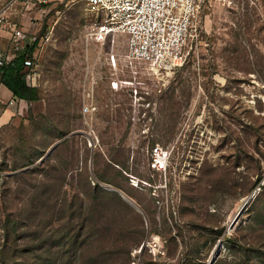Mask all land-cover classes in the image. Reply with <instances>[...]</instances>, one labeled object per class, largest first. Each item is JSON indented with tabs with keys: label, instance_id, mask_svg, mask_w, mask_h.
Returning a JSON list of instances; mask_svg holds the SVG:
<instances>
[{
	"label": "rangeland",
	"instance_id": "rangeland-1",
	"mask_svg": "<svg viewBox=\"0 0 264 264\" xmlns=\"http://www.w3.org/2000/svg\"><path fill=\"white\" fill-rule=\"evenodd\" d=\"M5 6L0 0V10ZM11 11L12 23L32 26L41 37L39 100L11 105L0 85V264L24 263L10 260V212L17 243L37 233L38 250L27 255L41 258L38 264H208L218 251V264H235L243 254L264 264V0L206 8L199 56L164 79L128 64L123 36L116 37L113 68L111 43L88 39L93 17L81 0ZM86 106L97 110L84 114ZM7 110L13 116L5 121ZM90 133L99 139L94 148ZM157 144L171 151L166 174L149 169ZM48 159L52 182L38 172L37 187L20 191L26 179L11 176L27 168H17ZM95 172L122 185L149 226ZM32 197L37 230L29 226ZM152 236L163 240L164 255L140 251Z\"/></svg>",
	"mask_w": 264,
	"mask_h": 264
},
{
	"label": "built area",
	"instance_id": "built-area-1",
	"mask_svg": "<svg viewBox=\"0 0 264 264\" xmlns=\"http://www.w3.org/2000/svg\"><path fill=\"white\" fill-rule=\"evenodd\" d=\"M51 1L6 0L5 8L0 10V69L13 62L17 55L26 53L38 35V32L32 30V26L24 25L22 22L12 23L11 10L17 5L31 10L47 6ZM81 1L93 17L87 34L88 39L101 45L111 43L108 60L113 68H117L118 61V53L115 51L116 37L123 36L125 59L128 64L132 68L136 64H143L158 79H164L179 72L194 55L199 56L203 45L202 12L217 3L231 8L239 0ZM35 60L27 58L25 61L26 80L32 83L35 82L36 76ZM113 87L117 90L119 83L113 82ZM134 93L136 101L142 98L137 89ZM15 102L16 100L12 99L10 104L13 105ZM96 110L95 106H86L84 114H93ZM92 133L87 136L88 145L94 148L99 139ZM170 157L169 149L158 144L153 146L149 151V169L152 172L166 174ZM164 246L160 236H152L147 239L143 249L146 248L151 255L157 257L165 254Z\"/></svg>",
	"mask_w": 264,
	"mask_h": 264
},
{
	"label": "trees",
	"instance_id": "trees-1",
	"mask_svg": "<svg viewBox=\"0 0 264 264\" xmlns=\"http://www.w3.org/2000/svg\"><path fill=\"white\" fill-rule=\"evenodd\" d=\"M40 41H41V37L38 35L36 40L34 41L33 45L31 46V48L26 53L17 55L13 62H11L6 67L0 69V85H3L7 90H9L12 94L13 99H15L16 101L35 103L36 101L39 100V89L37 88V86L34 83L28 82L26 80L25 61L27 58L36 59L35 51L40 46ZM111 160H112V162L114 161L113 159H111ZM47 163H48V166H47L48 169H46L47 170L46 171L45 166L47 165ZM20 168H27V169L20 171L19 174L11 176L12 178H15V179H23V178L26 179V181H25L26 183L24 184L25 187L20 188L19 189L20 191H25L27 189V187H30V188L37 187L38 183H37V181H35L37 179V177L33 178L34 174H39L42 171H45L44 177L46 178V180H45L46 182H52L51 180L54 178L52 172H54L55 168H52L50 166L49 159L46 161H43L39 165H36V162H25L21 165V167H19L17 169L20 170ZM121 169L123 170L122 167H121ZM156 173L161 174L159 172H156ZM95 175H96V178L99 182H104V183H108V184L112 185L113 187L123 191L126 195H128L130 198H132L135 201L134 197L129 192H127L124 189V187L122 185H120L118 182L107 181L109 178H108L106 172L105 173L95 172ZM258 183H259V181H258ZM96 185H98V184H96ZM52 187H53V185H52ZM20 194L21 193L18 191V195H20ZM119 197H120L119 198L120 201H124L123 203H127L125 200H123V198L121 196H119ZM49 198H50V200H52L54 197L52 194H50ZM135 202L137 203V201H135ZM31 210L33 211V214L31 215V220H30L29 226H31L33 229L37 230L36 229L37 228L36 223L33 221L38 216L39 211H38V208L36 206L35 199L33 197L31 198ZM11 218H12V212H10V214L7 217V221L5 222V230L7 233V242H8V244H7L8 251L13 252L12 256L10 257V260L12 262H14V261L20 259V261L24 262L23 264H38L37 261H40L41 258L36 256V254H34L33 257H29L27 255L28 250H31V249H33V251L38 250V248L36 246V244L38 242L37 233L34 232L35 234L31 236L32 237L31 240L24 241L21 243H17V240H18L17 237L19 235L20 230L17 227V224L14 223L13 220L11 221ZM230 240H232L233 243L237 244V242L235 240H233L232 238H230L227 241L231 242ZM238 246L242 248L241 245H238ZM18 248H23V250H26V252L22 251L23 254H22L21 258H15L16 257L15 252L18 250ZM143 250L148 252V250L146 248ZM218 260H219V258H218ZM218 260L214 264H218ZM47 264H52V262L48 261ZM235 264H258V263L257 262L254 263V261L252 259H250L247 255L243 254V256L241 258H239V260Z\"/></svg>",
	"mask_w": 264,
	"mask_h": 264
},
{
	"label": "water",
	"instance_id": "water-1",
	"mask_svg": "<svg viewBox=\"0 0 264 264\" xmlns=\"http://www.w3.org/2000/svg\"><path fill=\"white\" fill-rule=\"evenodd\" d=\"M79 132H75L73 134H77ZM61 142H58L56 143L50 150H49V153L48 155L60 144ZM46 158V157H45ZM45 158H43L42 160H44ZM105 187L106 190H109V191H112V192H117L125 201H127L131 206H133L134 208H136L139 212H141L144 217H145V220L149 226V222H148V218L146 216V214L144 213V211L142 210V208L132 199L130 198L128 195H126L123 191L117 189V188H114L112 186H109V185H103ZM251 200V196L245 201V203L243 204V206L241 207V209L239 210V212L237 213V215L235 216V218L233 219L231 225H230V228H234L235 225L237 224V222L239 221L242 213L247 209L248 205H249V202ZM147 241V240H146ZM146 241L145 243L143 244L142 246V249L144 248L145 244H146ZM142 249L140 251H142ZM220 257V251L217 252V254L211 258L209 264H214L218 258Z\"/></svg>",
	"mask_w": 264,
	"mask_h": 264
},
{
	"label": "crops",
	"instance_id": "crops-1",
	"mask_svg": "<svg viewBox=\"0 0 264 264\" xmlns=\"http://www.w3.org/2000/svg\"><path fill=\"white\" fill-rule=\"evenodd\" d=\"M1 92H2V94H5L8 97V102H10L13 99L11 92L9 90H7L6 88L2 89ZM39 111H40V113H43L45 111V108L43 106H40ZM12 116H13L12 111L7 110L2 115V119H3V117H5V121H8L9 119H12L11 118Z\"/></svg>",
	"mask_w": 264,
	"mask_h": 264
},
{
	"label": "bare ground",
	"instance_id": "bare-ground-1",
	"mask_svg": "<svg viewBox=\"0 0 264 264\" xmlns=\"http://www.w3.org/2000/svg\"><path fill=\"white\" fill-rule=\"evenodd\" d=\"M211 260V259H210ZM210 262V261H209ZM209 264V263H208Z\"/></svg>",
	"mask_w": 264,
	"mask_h": 264
}]
</instances>
